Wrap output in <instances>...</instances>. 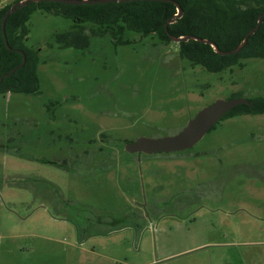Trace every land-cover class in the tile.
I'll return each instance as SVG.
<instances>
[{
  "label": "rangeland",
  "instance_id": "obj_1",
  "mask_svg": "<svg viewBox=\"0 0 264 264\" xmlns=\"http://www.w3.org/2000/svg\"><path fill=\"white\" fill-rule=\"evenodd\" d=\"M72 24L35 11L40 93H0V264H264V114L222 119L177 155L124 146L264 96V58L211 72L133 31L60 47ZM155 200L178 217L127 215Z\"/></svg>",
  "mask_w": 264,
  "mask_h": 264
},
{
  "label": "trees",
  "instance_id": "obj_2",
  "mask_svg": "<svg viewBox=\"0 0 264 264\" xmlns=\"http://www.w3.org/2000/svg\"><path fill=\"white\" fill-rule=\"evenodd\" d=\"M175 1L182 8L183 16L171 23L170 20L177 13V5L170 1L132 0L77 5L57 1L29 2L7 18L6 35L2 18L12 3L0 7V77L21 65L23 54L26 56L25 64L2 80L0 93H40L38 70L41 52L38 48L27 45L30 35L28 23L37 10L64 16L73 21L70 30L55 36L56 43L64 48L86 49L91 38L106 35L111 36L117 45H127L129 42L123 39L124 34L133 31L144 38L155 34L163 44L173 42L170 35L181 37L194 34L211 39L221 50L229 51L243 41L246 33L258 24V16L264 12V0ZM4 35L12 49L6 45ZM177 46L181 58L189 60L194 66L200 65L211 72H222L236 65L240 59L264 58V18L244 47L233 55H221L211 44L195 39L182 41ZM248 100L253 102V106L240 104L227 111L220 121L242 114H264L263 95ZM46 161L55 164L53 161ZM115 220L117 219L111 222L114 223Z\"/></svg>",
  "mask_w": 264,
  "mask_h": 264
},
{
  "label": "water",
  "instance_id": "obj_3",
  "mask_svg": "<svg viewBox=\"0 0 264 264\" xmlns=\"http://www.w3.org/2000/svg\"><path fill=\"white\" fill-rule=\"evenodd\" d=\"M42 1H57L60 3H67V4H85V3H91V4H97V3H105V2H114V1H132V0H17L14 3H12L11 7L6 12L5 16L2 18V27L4 34L6 35V20L9 18V16L16 12L19 7L26 6L29 2H42ZM136 1V0H135ZM161 1H170L175 2L177 5V13L173 16V18L170 20L171 22H174L177 18H181L183 16V10L178 5V2L175 0H161ZM264 18V12H262L258 16V24L255 25L254 28H252L248 33H246L243 41L234 48L233 50H221L219 46L213 42L211 39L208 38H201L198 36H195L194 34L185 35V36H174L170 35L173 42L177 45L182 41H188L189 39H195L196 41L203 42V43H209L212 45L214 50L221 54V55H233L238 53L241 48L244 47L246 42L249 40V37L254 34L260 24H262ZM166 29H168V26L166 25ZM5 37L6 45L12 49L9 46L8 40ZM26 62V56L23 54V63L21 65H18L13 70L9 71L8 73L2 74L0 77V84L2 80L10 76L17 68L20 66H23ZM247 104L250 106H253V102L246 99V97H236L231 99H218L212 104H209L205 106L204 108L200 109L195 117L191 118L188 123L176 134H171L167 136L162 137H138L136 140L132 142H127L125 145L126 151L129 153H139L140 155L142 153L146 154H152V153H167V152H178L181 150H185L187 148L193 147L194 145L198 144L200 140L204 137V135L212 128L214 127L220 119L226 114V112L232 110L236 106L240 104Z\"/></svg>",
  "mask_w": 264,
  "mask_h": 264
},
{
  "label": "flooded vegetation",
  "instance_id": "obj_4",
  "mask_svg": "<svg viewBox=\"0 0 264 264\" xmlns=\"http://www.w3.org/2000/svg\"><path fill=\"white\" fill-rule=\"evenodd\" d=\"M181 130V129H180ZM179 130V131H180ZM178 131V132H179ZM132 141H134V140H127L126 142H124L125 144H124V146L126 145V143L127 142H132ZM187 149H189V148H187ZM187 149H185V150H181V152L182 151H186ZM179 152L180 151H178V152H175V151H173V152H167V153H173V154H175V155H177V154H179ZM129 153V152H128ZM130 154H133V155H136V157H138L139 158V160H141V157L143 156V155H145V156H147V155H150V154H146V153H142L141 155L139 154V153H130ZM198 154L199 153H196V154H193V157H196V156H198ZM55 164L57 165V166H61V165H63L64 164V162H55ZM163 204H165V203H163ZM165 209H166V207H163L161 210H160V207L158 206V204H157V202H156V200L155 201H152L151 203H148V204H142V207H141V210H143L144 212L143 213H141L140 215H138V213H136V212H133L132 210V212H128L127 213V215L128 216H131L132 217V219L134 220V222L136 223V224H138V225H140L141 224V222L142 221H144L147 217H149V216H156V218H160V217H162V216H165V215H171V216H173V217H178L175 213L176 212H173V211H169V212H164L165 211ZM160 212H162V213H160ZM131 213V214H130Z\"/></svg>",
  "mask_w": 264,
  "mask_h": 264
},
{
  "label": "crops",
  "instance_id": "obj_5",
  "mask_svg": "<svg viewBox=\"0 0 264 264\" xmlns=\"http://www.w3.org/2000/svg\"><path fill=\"white\" fill-rule=\"evenodd\" d=\"M16 0H13V1H11V2H6V3H4V2H0V7H2V6H6V5H8V4H10V3H14Z\"/></svg>",
  "mask_w": 264,
  "mask_h": 264
}]
</instances>
